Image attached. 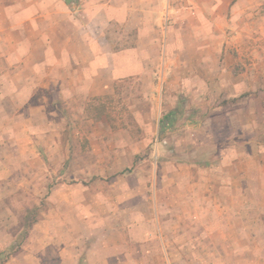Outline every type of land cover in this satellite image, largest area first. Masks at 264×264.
I'll return each instance as SVG.
<instances>
[{
  "label": "crops",
  "instance_id": "1",
  "mask_svg": "<svg viewBox=\"0 0 264 264\" xmlns=\"http://www.w3.org/2000/svg\"><path fill=\"white\" fill-rule=\"evenodd\" d=\"M263 6L264 0H0V145L35 148L34 118L43 108L30 102L40 91L99 99L118 83L146 78L160 88L165 116H174L184 98L206 113L201 104L216 97L210 92L222 93L220 108L209 111L217 113L220 136L210 145L218 151L209 172L191 174L187 188L168 191L169 200L140 211L135 224L124 221L123 235L116 232L119 257L97 256L93 264L146 262L149 245L168 264H264ZM217 37L222 44L214 54ZM196 69H218L221 78L208 85ZM56 241L47 238L50 250ZM74 246L24 263L81 264L67 255Z\"/></svg>",
  "mask_w": 264,
  "mask_h": 264
},
{
  "label": "rangeland",
  "instance_id": "2",
  "mask_svg": "<svg viewBox=\"0 0 264 264\" xmlns=\"http://www.w3.org/2000/svg\"><path fill=\"white\" fill-rule=\"evenodd\" d=\"M214 39L216 54L222 38ZM167 71L170 80L172 70ZM194 73L212 86L221 78L218 69ZM158 93L156 84L133 78L99 99L35 94L30 104L43 108L34 118L35 148L0 145V159L6 161L0 164V264H26L30 255L74 244L67 255L81 264H93L97 256L118 258L124 221L135 224L140 211L169 200L168 191L187 188L191 174L209 172L208 160L218 151L210 145L220 137L217 113L209 111L220 108L222 93L210 92L216 97L201 104H207L206 113L181 100L169 129L159 124L168 112ZM193 124L196 131L189 128ZM34 225L39 233H31ZM49 237L60 243L51 245L53 250L46 244ZM147 248L152 259L135 264H168L155 258L154 245Z\"/></svg>",
  "mask_w": 264,
  "mask_h": 264
},
{
  "label": "trees",
  "instance_id": "3",
  "mask_svg": "<svg viewBox=\"0 0 264 264\" xmlns=\"http://www.w3.org/2000/svg\"><path fill=\"white\" fill-rule=\"evenodd\" d=\"M173 116L171 115V114H168V115H166V116H164L163 117V119H162V122H161V127L162 126H164L166 129L168 128L169 129V127L172 125V122L170 121L171 120V118H172ZM35 223V221L32 223V224H34ZM31 226V225H30ZM14 250H12V252H13ZM14 253H15V251H14ZM2 254H0V256H1ZM12 255H13V253H12ZM10 256H11V254H10Z\"/></svg>",
  "mask_w": 264,
  "mask_h": 264
}]
</instances>
